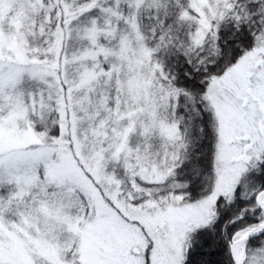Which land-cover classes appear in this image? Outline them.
<instances>
[{
	"label": "snow or ice",
	"instance_id": "6c2138e0",
	"mask_svg": "<svg viewBox=\"0 0 264 264\" xmlns=\"http://www.w3.org/2000/svg\"><path fill=\"white\" fill-rule=\"evenodd\" d=\"M0 264H264V0H0Z\"/></svg>",
	"mask_w": 264,
	"mask_h": 264
}]
</instances>
